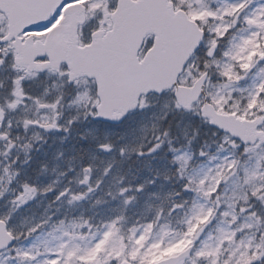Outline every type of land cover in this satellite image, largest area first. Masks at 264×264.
Here are the masks:
<instances>
[{
    "label": "rangeland",
    "instance_id": "obj_1",
    "mask_svg": "<svg viewBox=\"0 0 264 264\" xmlns=\"http://www.w3.org/2000/svg\"><path fill=\"white\" fill-rule=\"evenodd\" d=\"M173 1L179 9L186 10L192 20L201 22L202 25L197 21L205 27L208 36L199 55L195 56L196 60L194 58L188 64L179 82L190 85L201 72L208 71L205 86L208 102L221 113H233L244 119L263 118L261 128L264 131V9L260 7L264 0ZM246 3V9L238 16V9ZM230 23L233 25L229 26ZM8 77L13 78L5 67V71L0 73V110L6 108L1 102L5 99L4 82ZM49 92L50 95L45 97L50 102L39 96V104H47L46 110L38 108L37 103H26L23 107L20 104L19 108L0 111V131L7 133L6 137H0V162L14 161L29 174L42 162H48L39 173L42 181L48 178V164L61 160L73 148H89L90 141H106L110 135L129 129L137 122H140L138 134L143 136L157 126L161 116L167 118L170 113L174 123L200 125L201 143H212V130L203 126L208 122L200 115L202 100L189 111L177 113L175 110L181 109L172 92L159 97L150 96L122 124L111 126L102 124L95 117V105L92 103L96 98L95 87L90 82L79 81L68 87L66 78L57 77ZM80 93H88L89 99L79 105L72 104L71 101ZM186 112L195 113L198 119ZM71 115H77L73 135L78 131L86 139L77 141L69 138L64 121ZM25 119L30 121L27 127ZM53 121L57 126L50 134L35 126L36 123ZM34 132L42 133L41 138L31 140ZM9 142L11 147L6 149ZM26 145L30 146L25 152ZM229 145L233 151H227ZM235 148V140L223 133L221 147L208 153V162L186 164L182 170L190 181L186 187L200 193L191 197L190 203L185 200L168 209L171 197H149L143 192L138 200L123 207H109L107 201H100L90 209L91 222L84 223L79 218L65 216L32 243L24 241L17 243V247L30 249L28 264H49L48 258L53 254L56 264H154L194 244L186 264H236L242 259L241 253L250 251L246 246L264 239V217L253 222V218L243 215V209L238 213L235 199L227 196L223 199L217 197L215 204L202 199L214 192L215 185L222 180L229 183L233 192L245 185L256 186L253 196L259 195V190L264 188V143L248 145L247 159L238 156ZM101 150L108 152L111 149ZM91 155L97 158L95 153ZM212 161L218 162L215 177L210 175ZM224 167L235 179L230 180L224 175L221 170ZM139 175L144 177L148 172L141 168ZM197 180L193 187L192 182ZM205 180H214V183L205 189ZM148 191H153V188ZM75 194L68 193L69 197ZM86 199L81 194V201ZM78 206L79 202L73 205ZM252 206L258 210L257 215L264 213L260 200ZM177 207L179 211L175 210ZM0 218L4 216L0 215ZM31 219V216L9 212L7 231L12 234L9 230L12 226L28 223ZM5 255L2 251L0 260L4 264H14V261L5 259ZM257 264L261 262L257 261Z\"/></svg>",
    "mask_w": 264,
    "mask_h": 264
},
{
    "label": "clouds",
    "instance_id": "obj_2",
    "mask_svg": "<svg viewBox=\"0 0 264 264\" xmlns=\"http://www.w3.org/2000/svg\"><path fill=\"white\" fill-rule=\"evenodd\" d=\"M175 111L184 112L183 109ZM185 114L198 119L195 113ZM75 122L77 115H71L70 119L64 121L69 138L77 141L86 139L78 131L73 135ZM203 126L211 128L212 143H201L200 125L174 123L171 113L167 118L161 116L157 126L143 136L138 134L140 122H137L129 129L110 135L106 141L92 140L91 147L73 148L61 160H53L48 164L49 174L45 181L40 179L39 173L48 162H42L31 174L20 169L14 161L0 162V215L7 218V213L16 212L18 215L32 217L28 223L12 226L9 229L11 236L0 234V240L7 241V247L0 246L6 254L5 259H8L10 250L16 248L17 243H32L38 235L51 228L53 223L61 222L65 216L79 218L84 223L91 222L90 209L100 201H107L109 207H123L130 201L138 200L139 194L143 192L149 197H171L168 209L185 200L190 203L191 197L200 193L189 191L186 187L190 183L187 174H182L186 164L177 157H187L188 165L206 163L209 160L208 153L222 145V131L214 126ZM41 136L42 133L34 132L30 139L35 141ZM101 143H109L111 150L102 152L99 147ZM235 144L236 154L247 159L248 144L238 138ZM29 146H25V152ZM10 147L11 143L6 145V149ZM227 151H233L230 145ZM92 153L97 158H92ZM211 165L210 175L215 177L218 162L212 161ZM141 168L148 172L147 176L139 175ZM221 170L230 180L235 179L226 167ZM197 183L198 180L192 182L193 187ZM213 183L214 180H205L204 188ZM25 185L33 189L26 197ZM150 187L153 188L151 192L148 191ZM255 189L256 186L245 185L233 192L229 183L222 180L215 185L214 192L202 199H208L212 204L216 203L217 197L235 199L236 211L240 213L243 209V215L253 218L255 222L264 217V213L257 215L258 210L252 204L260 200L264 208V199H261L264 197V188L259 190V195L253 196ZM70 191L76 194L69 197ZM81 194L87 199L81 201ZM77 202L79 206L73 207ZM175 210L180 209L177 207Z\"/></svg>",
    "mask_w": 264,
    "mask_h": 264
},
{
    "label": "water",
    "instance_id": "obj_3",
    "mask_svg": "<svg viewBox=\"0 0 264 264\" xmlns=\"http://www.w3.org/2000/svg\"><path fill=\"white\" fill-rule=\"evenodd\" d=\"M10 1V4H13V10L7 13L9 18L16 10L23 15L19 10V4L33 0ZM48 1L49 5L44 7L41 17H46L61 3V0ZM12 26L13 20L10 19V27ZM148 33L155 35L156 47H152L151 51L148 50L144 58L139 61L137 53ZM101 41L94 39L92 44L83 48H74L67 43H62L57 47V53H72L73 64L77 69L90 64L99 65L105 79L121 92L134 87L137 99L134 101V106L126 111L129 113L137 108L141 94L150 92L160 94L176 84L188 58L198 46L200 35L196 32V26L188 21L185 14L182 11L174 12L171 2L167 0H121L114 16V29L105 39L104 45ZM61 62H65L70 71L68 61L61 59L59 64ZM84 75L94 78L98 89L95 75H89L87 71L81 70L76 77ZM205 78L204 74L192 87L176 86L174 96L177 102L181 101L178 104L184 108H190L199 98ZM185 102L187 107L184 106ZM114 110H119L118 104H112L106 108L109 112ZM201 114L209 119V125L245 143H254L257 139L264 141V133L256 130L262 119L248 121L241 120L233 114H221L207 102L203 104ZM97 116L101 120L112 123H120L124 119ZM191 249L192 247H189L177 256L156 264H183Z\"/></svg>",
    "mask_w": 264,
    "mask_h": 264
},
{
    "label": "flooded vegetation",
    "instance_id": "obj_4",
    "mask_svg": "<svg viewBox=\"0 0 264 264\" xmlns=\"http://www.w3.org/2000/svg\"><path fill=\"white\" fill-rule=\"evenodd\" d=\"M118 2L119 0H79V2H75L74 0L73 6L62 13L64 19L59 23L58 27H64L65 30L59 32L57 38L61 37L67 41H73L76 46L82 47L90 44L94 37H105L106 34L113 29L112 15L117 8ZM94 4L97 5V7L93 8ZM32 6L34 8L32 10L29 9L26 15L27 18H23L20 24L14 27V32L12 34H10L9 31L8 17L0 11V59L7 57V63L0 65V69L2 70L0 73L4 72L6 67L8 74L13 76V78L8 77L7 81L4 82L5 99L1 103H4L6 108H8L7 105L11 100L16 99L13 95V88L15 85L12 83L15 75L18 71L23 75L22 69L14 67L18 52L21 54L34 53L32 56L33 62L36 60L44 61L50 59V51L57 53L56 35L53 40L47 43L48 37L56 28L51 32L45 31L43 35H25L22 32V29L26 25H30L34 22L35 19L34 17L32 18V15L40 13V2L34 0ZM40 21L32 25L33 31H39L44 23L47 22L40 23ZM219 40L223 42L222 38ZM152 41V36L145 38L142 53H140V55L151 46ZM58 69L59 71H49L48 68L30 69L31 72L36 74L25 76L21 80L23 94L19 98L16 108H19L20 104L21 107L24 105L26 106V103L36 105V101H40L39 96H43V101H47L45 96L46 94L50 95L49 89L52 88L57 77L66 78L68 87H73L79 81H87L94 84L93 80H89L85 77L76 79L69 84L66 65L61 64ZM60 72H64L65 74L61 75ZM38 108L46 110L48 106L42 103L39 104ZM9 109L12 110L13 108Z\"/></svg>",
    "mask_w": 264,
    "mask_h": 264
},
{
    "label": "snow or ice",
    "instance_id": "obj_5",
    "mask_svg": "<svg viewBox=\"0 0 264 264\" xmlns=\"http://www.w3.org/2000/svg\"><path fill=\"white\" fill-rule=\"evenodd\" d=\"M75 2H79V0H75ZM74 0H61V4L57 6L53 16L44 23L43 27L39 31H33L32 25H26L22 32L25 35H43L45 31L51 32L55 28L58 27L59 23L64 19L62 13L73 6ZM97 7V5H93V8ZM261 9H264V5L260 6ZM87 47V45H85ZM156 47V45H153ZM151 51V48H149ZM34 53L22 54L21 56L17 57V62L14 64V67L17 69L23 70V75L17 72L15 78L13 79L12 83L15 85L13 88V95L16 99L11 100L8 103V108H15L16 104L23 94V89L21 88V80L25 76H32L36 73L31 72V68L36 69H44L48 68L49 71H59L58 64L61 59H66L68 61V65L70 71L67 72V75L70 79H74L76 76L79 75V71H87L89 75H95L97 78L98 83V91L96 98L92 101L95 105L96 109H99L96 112V115L101 116H109L112 119H120L122 118L127 110H130L134 106V101L137 99V93L134 87H129L126 91H119L116 87L108 82L103 73L102 68L96 64H90L83 66L82 69H77L72 60V53H54L49 52L50 59L39 61L36 60L33 62L32 56ZM7 63V57L4 59H0V65ZM61 75H64V72H60ZM203 75V73H201ZM89 99L88 93H80L78 94L72 101V104L79 105L81 102H86ZM39 105V101H36ZM181 103V101H178ZM118 104L119 110L114 111H106V108L109 105ZM184 106L187 107V103H184ZM50 107L55 108L56 105H51ZM30 121L25 119L24 124L27 127ZM69 124L71 121L68 122ZM57 124L55 121L52 123H44L42 127L44 128H53L56 127ZM67 130V129H65ZM7 133L0 131V137H6ZM11 143V142H9ZM101 149H110L111 145L109 143H101L99 145ZM177 159H183L185 164H187L188 158L187 157H177ZM183 167V166H182ZM197 190H200L199 187ZM33 192V189H30L27 185H25V197ZM7 218H0V234H6L10 236L9 233L5 231L7 227L6 223ZM0 246L7 247V241L0 240ZM250 248V251L241 253L242 259L237 260L236 264H257V261H260L261 264H264V239L260 241V243H255L250 246H246ZM134 254V253H133ZM31 252L30 249H22L19 247L13 248L10 250V255L8 256V260L14 261V264H28L30 261ZM49 264H56V256L55 254L49 256L48 258ZM0 264H4L3 260H0Z\"/></svg>",
    "mask_w": 264,
    "mask_h": 264
}]
</instances>
